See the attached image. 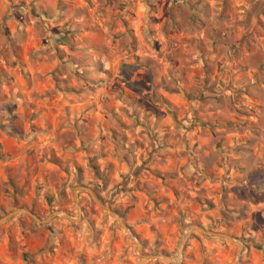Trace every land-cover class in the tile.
Segmentation results:
<instances>
[{"label": "rangeland", "instance_id": "obj_1", "mask_svg": "<svg viewBox=\"0 0 264 264\" xmlns=\"http://www.w3.org/2000/svg\"><path fill=\"white\" fill-rule=\"evenodd\" d=\"M94 190L105 211L86 191ZM0 264H264V0H0ZM126 227V228H125ZM185 240L181 248V240Z\"/></svg>", "mask_w": 264, "mask_h": 264}, {"label": "water", "instance_id": "obj_2", "mask_svg": "<svg viewBox=\"0 0 264 264\" xmlns=\"http://www.w3.org/2000/svg\"><path fill=\"white\" fill-rule=\"evenodd\" d=\"M81 191H86L88 193H90L92 195V197L95 199V201L105 210L110 212L115 218H117L121 224L123 226H125V224L123 223V221L111 210V208L109 206H106L103 204V202L100 200V198L98 197V195L94 192V190H92L91 188L85 187V186H77L73 189V193H74V200L79 212V216H80V207H79V203H78V193ZM22 213H26L31 215L37 222L39 223H47L49 222L50 219L56 217L57 215H63L65 218L69 219L70 221H76L77 219H73L67 212L64 211H55L53 214H51L46 220H40L35 214L31 213L29 210L25 209V208H17L16 210L10 212L9 214L5 215L4 217L0 218V226L2 224H5L7 222H9L10 220H12L14 217H16L17 215H20ZM126 228V227H125ZM200 231L201 233L204 234H210V235H214V236H221L223 238H226L227 240L233 242L234 244H236L238 250H237V259H238V264H242L240 261V257L243 251V245L239 242H236L235 239H233L231 236L227 235V234H223V233H218V232H214V231H210V230H206L204 227L202 226H197V225H191L188 228V233H190L191 231ZM188 237V234L185 236V238H183L181 240V248L183 247L186 238Z\"/></svg>", "mask_w": 264, "mask_h": 264}]
</instances>
